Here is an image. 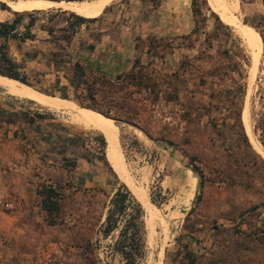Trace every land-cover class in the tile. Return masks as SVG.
<instances>
[{"label": "rangeland", "instance_id": "1", "mask_svg": "<svg viewBox=\"0 0 264 264\" xmlns=\"http://www.w3.org/2000/svg\"><path fill=\"white\" fill-rule=\"evenodd\" d=\"M59 1L67 0H54L35 11L36 6L27 5L34 0H0L10 10L33 13L38 41L34 43L39 46L43 45L44 33L36 26L49 20L59 22L63 19L60 11L69 12L72 7L58 6ZM139 1L144 6L142 19L162 5L170 13L168 21L186 15L192 20L190 0ZM129 2L102 0L76 8L86 13L85 18H93L100 16L104 8L106 11L110 7L107 5L120 3L126 7ZM200 11L205 20L197 16L194 33H153L144 38L145 46L153 47L150 54L156 58L152 68L160 75L177 70L169 79L177 89L176 99L165 102L159 97L152 104L149 98L146 100L142 117L151 137L132 125L115 124L93 110L85 112L83 108L80 112L82 126L77 125L75 133L86 145L81 153L89 160V182L94 185L82 187L62 179L51 182L60 187L61 208L55 224L44 222L48 229L45 238L33 244L31 264H124L111 247L117 230L105 237L101 231L108 200L120 184L126 186L143 210L137 264H186L182 244L194 258L191 264H264V148L252 132L264 112V55L260 36L249 25L264 24V6L261 0H205ZM209 11L226 27L215 22ZM8 13L0 9V19ZM6 46L7 54L21 62L13 42L8 41ZM27 47L22 45L21 49ZM32 71L34 68H26L23 73L28 76ZM51 82L52 76L48 75L36 86L49 90ZM239 86L243 88L241 97ZM21 96L14 94L15 101ZM22 101L32 105L29 100ZM237 109L247 144L237 136L231 118L221 124L227 113ZM61 123L64 127L72 124L68 119ZM105 124L114 130L116 141ZM103 131L114 150L107 149L104 142L105 160H97L101 151L96 137L104 139ZM160 134L172 144L152 138ZM193 168L202 175L201 187ZM185 169L190 173L180 185ZM189 208L192 210L186 217Z\"/></svg>", "mask_w": 264, "mask_h": 264}, {"label": "crops", "instance_id": "2", "mask_svg": "<svg viewBox=\"0 0 264 264\" xmlns=\"http://www.w3.org/2000/svg\"><path fill=\"white\" fill-rule=\"evenodd\" d=\"M34 1L31 3L34 6L37 3H54V0ZM62 3L57 2L58 6H63L60 5ZM107 6L110 7L106 11L104 8L100 16L80 24L66 49L73 60H79L93 71L108 77L128 71L136 57L141 64L154 65L156 58L146 52L144 38L147 35H181L192 29L189 15L168 21L166 17L170 13L162 5L148 12L145 19L141 18L144 6L139 0H130L126 7L120 3ZM39 8L41 6L37 5L34 10ZM11 17L8 13L0 21L10 20ZM36 39L35 33L34 39L26 40L22 45L38 47L34 43L38 42ZM11 42L14 53L18 55L16 42ZM0 89V198L7 195L15 198L11 208L0 204V264H31L33 244L41 242L48 229L35 189L41 183L59 179L82 187L94 185L89 182V160L81 153L86 145L81 143L79 133H75L77 125L82 126L78 115L83 108L70 100L46 95L12 78L0 76ZM16 93L22 94L17 101L14 97ZM22 100H29L32 105ZM84 111L88 112L86 109ZM70 114L73 117L66 118ZM63 117L72 124L64 127L61 123ZM105 127L110 129L108 131L113 142L116 141L114 130L106 124ZM103 132L107 149L111 147L114 150ZM64 162L68 166H64ZM189 173L190 170L185 169L180 175V185H184ZM189 177L191 185L193 178L192 175Z\"/></svg>", "mask_w": 264, "mask_h": 264}, {"label": "trees", "instance_id": "3", "mask_svg": "<svg viewBox=\"0 0 264 264\" xmlns=\"http://www.w3.org/2000/svg\"><path fill=\"white\" fill-rule=\"evenodd\" d=\"M261 2L264 6V0H261ZM201 6H205V0H190V12L194 22L191 33L197 30L196 18L201 15ZM0 9L7 10L12 14L10 20L0 21V75L16 79L46 95H56L70 100L79 107L93 110L110 118L115 124L132 125L149 137L152 135L142 117L143 111L146 110L147 98L151 100V104L159 97L165 102L177 98V89L169 80L170 77L175 76L177 70L167 75H160L159 71L152 68L149 63L141 64L136 57L128 71L108 77L93 71L79 60H73L66 49L69 41L80 24L92 21L95 18H85L86 13L79 8L72 7L67 10L69 12L60 11V19H63L59 22L49 20L45 25L38 24L36 27L46 35L42 37L41 43L43 45L24 50L21 49L22 44L26 40L35 38V32L32 29L36 20L32 15L33 13L11 11L3 2H0ZM65 15L66 17H64ZM209 15L215 22L226 27L213 11H209ZM56 16H59V14ZM24 18L25 21L23 22ZM201 20H205L202 15ZM249 25L258 32L264 55V24L261 27ZM251 27H249V31L254 41L257 42L255 32ZM8 41L16 42L15 47L21 62H17L7 54L6 43ZM152 50L153 47L149 45L146 52L151 53ZM26 68H34L31 75L26 76L23 73ZM48 75L52 76V82L48 86L49 90L37 87L36 84L41 83ZM239 94L240 97L243 94L241 86H239ZM147 110L151 112V109L148 108ZM183 113L185 114L186 110ZM227 118H231V125L237 128V136L247 144V137L239 120V109L227 113L221 120V124L225 125V119ZM212 125L214 124L212 123ZM252 132L264 148V112L260 114L253 125ZM152 138L165 141L169 145L172 144L161 134ZM96 141L101 151L96 159L105 160L103 148L104 142L106 146V141L101 135L96 137ZM64 166H68V164L64 162ZM193 170L199 178L198 186L201 187L202 175L196 168H193ZM35 194L38 197L39 208L44 215V222L47 225L55 224L57 214L61 208L62 194L60 187L51 182L41 183L35 189ZM198 198L199 194L196 195V200ZM191 210L192 208H189L186 217ZM142 214L143 210L140 204L126 186L120 184L108 200L101 231L105 237L110 232L117 230V235L111 247L113 251L120 255L124 264H137L141 256ZM183 226L184 229H187L185 224ZM181 247L184 250L183 258L186 259V264H191L194 258L187 249V245L182 244Z\"/></svg>", "mask_w": 264, "mask_h": 264}, {"label": "bare ground", "instance_id": "4", "mask_svg": "<svg viewBox=\"0 0 264 264\" xmlns=\"http://www.w3.org/2000/svg\"><path fill=\"white\" fill-rule=\"evenodd\" d=\"M102 0H94V1H85V0H80V1H66V2H63L62 4L60 5H65V6H74V7H80V6H91V5H96L98 3H100ZM27 5H29L28 7L34 5V4H31V3H27ZM44 6L46 5V3H37L35 6ZM58 5V4H57ZM54 6V5H53ZM71 7V8H72ZM95 7V6H94ZM27 8V7H26ZM66 9V8H65ZM86 10V9H85ZM230 15V14H229ZM232 17V16H231ZM238 29V28H237ZM241 31V30H239ZM238 32V31H237ZM248 34V33H247ZM241 35V34H240ZM248 41L250 42V44L253 45V40L252 39H248ZM247 42V41H246ZM247 116V115H246ZM248 118V117H247ZM250 131V130H249ZM252 133V132H251ZM253 136V135H252ZM256 141V140H255ZM258 150V148H257Z\"/></svg>", "mask_w": 264, "mask_h": 264}, {"label": "built area", "instance_id": "5", "mask_svg": "<svg viewBox=\"0 0 264 264\" xmlns=\"http://www.w3.org/2000/svg\"><path fill=\"white\" fill-rule=\"evenodd\" d=\"M1 154H0V168H1ZM15 198L12 195H7L5 197L0 198V204L5 208H11Z\"/></svg>", "mask_w": 264, "mask_h": 264}]
</instances>
